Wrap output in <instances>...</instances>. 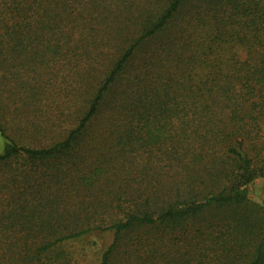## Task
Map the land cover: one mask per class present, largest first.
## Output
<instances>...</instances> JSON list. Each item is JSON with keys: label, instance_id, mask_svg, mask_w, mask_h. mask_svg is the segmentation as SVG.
Returning a JSON list of instances; mask_svg holds the SVG:
<instances>
[{"label": "trees", "instance_id": "obj_1", "mask_svg": "<svg viewBox=\"0 0 264 264\" xmlns=\"http://www.w3.org/2000/svg\"><path fill=\"white\" fill-rule=\"evenodd\" d=\"M263 123L264 0H0V264H264Z\"/></svg>", "mask_w": 264, "mask_h": 264}, {"label": "rangeland", "instance_id": "obj_2", "mask_svg": "<svg viewBox=\"0 0 264 264\" xmlns=\"http://www.w3.org/2000/svg\"><path fill=\"white\" fill-rule=\"evenodd\" d=\"M260 136L254 143L250 156L255 158L254 162L261 168L262 176L248 187V200L250 203L264 207V123ZM3 146L4 140L0 136V153ZM112 241V232L94 231L54 247L48 256L51 257L52 264H100L103 254ZM131 242L121 244L120 255L129 250L127 246H130Z\"/></svg>", "mask_w": 264, "mask_h": 264}]
</instances>
